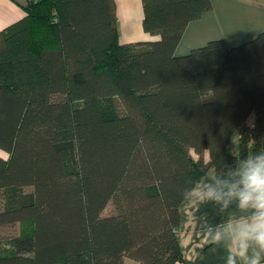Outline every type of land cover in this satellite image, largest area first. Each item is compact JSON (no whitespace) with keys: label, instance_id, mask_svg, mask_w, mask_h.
Listing matches in <instances>:
<instances>
[{"label":"trees","instance_id":"obj_1","mask_svg":"<svg viewBox=\"0 0 264 264\" xmlns=\"http://www.w3.org/2000/svg\"><path fill=\"white\" fill-rule=\"evenodd\" d=\"M142 4L157 39L120 42L115 0H28L0 30V264H184L182 202L264 150V30L177 54L212 0Z\"/></svg>","mask_w":264,"mask_h":264},{"label":"crops","instance_id":"obj_2","mask_svg":"<svg viewBox=\"0 0 264 264\" xmlns=\"http://www.w3.org/2000/svg\"><path fill=\"white\" fill-rule=\"evenodd\" d=\"M27 2L0 0V30L26 15ZM115 2L120 42L159 38V35L151 34L143 27L142 0ZM212 4L210 10L188 23L176 48L177 54H185L216 38H225L230 45H237L264 30V0H212ZM0 154L5 155L1 150ZM209 189L214 190L218 197L206 198L203 193ZM235 190L216 179L211 169L182 202L181 221L176 234L184 264H249L256 253L264 264V252L253 242H249L245 249L242 242L237 245L229 234H223L226 224L247 219L253 213V209L244 210L238 206L235 196L230 195ZM218 232L222 236L216 242ZM125 264L140 262L126 258Z\"/></svg>","mask_w":264,"mask_h":264},{"label":"clouds","instance_id":"obj_3","mask_svg":"<svg viewBox=\"0 0 264 264\" xmlns=\"http://www.w3.org/2000/svg\"><path fill=\"white\" fill-rule=\"evenodd\" d=\"M239 176V185L233 186L236 190L230 192V195L235 196L241 209H253V213L247 219L226 224L223 234H229L237 245L242 242L245 249L249 242H253L264 252V150L253 153L242 162ZM203 195L209 199L218 197L212 189ZM216 235L218 242L222 233ZM249 264H261L259 253L250 259Z\"/></svg>","mask_w":264,"mask_h":264},{"label":"rangeland","instance_id":"obj_4","mask_svg":"<svg viewBox=\"0 0 264 264\" xmlns=\"http://www.w3.org/2000/svg\"><path fill=\"white\" fill-rule=\"evenodd\" d=\"M236 142H237L236 136H234L233 137V140H232V144L230 145V150L233 153H237V149L235 148V143ZM193 155L195 156V153L194 152H193ZM242 162H240V166H241ZM19 230H20V225L19 224H16L15 226H13V227L10 228V231L15 232V233H17Z\"/></svg>","mask_w":264,"mask_h":264}]
</instances>
